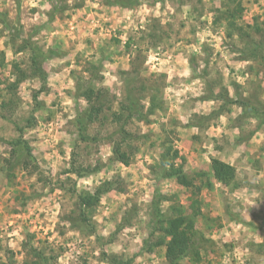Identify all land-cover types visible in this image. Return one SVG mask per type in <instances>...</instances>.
Masks as SVG:
<instances>
[{
	"label": "rangeland",
	"instance_id": "1",
	"mask_svg": "<svg viewBox=\"0 0 264 264\" xmlns=\"http://www.w3.org/2000/svg\"><path fill=\"white\" fill-rule=\"evenodd\" d=\"M237 2L239 24L264 22V0ZM230 4L0 0L9 23L0 22V74L15 81L14 63L28 67L30 50L17 51L25 41L38 50L46 74L45 82L28 76L15 90L1 85L14 120L0 117V264H33L37 252L46 257L42 264H168L165 247L143 249L155 200L163 211L180 203L190 212L191 191L164 176L168 142L187 173L205 172L197 184L212 180L199 195L202 260L196 264H264V61L242 59L246 39L228 36ZM90 63L99 68L95 85L109 91L114 108L127 80L138 86L145 108L151 93L162 99L161 109L129 125L143 137L128 165L114 156L108 122L91 125L92 140L79 137L77 117L86 102L76 95V81L93 76ZM243 101L260 116L246 112ZM14 121L32 148L28 168L8 167V141L19 135ZM213 158L236 168L231 185L212 178ZM106 180L113 186L91 225L77 223V193L94 192Z\"/></svg>",
	"mask_w": 264,
	"mask_h": 264
},
{
	"label": "trees",
	"instance_id": "2",
	"mask_svg": "<svg viewBox=\"0 0 264 264\" xmlns=\"http://www.w3.org/2000/svg\"><path fill=\"white\" fill-rule=\"evenodd\" d=\"M108 1L117 5L120 4L121 6L129 5V0ZM230 1L233 2L234 7H231V4L228 5L225 12L229 32L228 36L233 37L234 33H237L246 39L244 47L240 49L242 59L263 62L264 22L262 24L255 22L253 25L239 24L238 20L241 19L243 11L241 2H237L240 0ZM0 22L7 26L9 24L5 13L2 11H0ZM255 34L261 37L257 39ZM127 42V46H129L131 41L128 40ZM24 49L30 50V63L27 68H22L18 62L14 63L13 72H18L15 73L18 78L15 81H11L6 78L4 79L0 74V117L6 119L14 120L13 115H9V110L12 108V100L1 98V85L5 84L6 89L15 90L16 85L28 76H38L44 82L46 81V74L41 66L38 50L28 46L26 41L17 48V51L22 52ZM3 61L4 57L0 58V67L3 65ZM90 65L93 76L88 77L89 79L86 80L84 77L76 81V95L78 98H83L86 102L85 108L81 109L77 117L79 137L83 141L92 140L94 136L89 133L91 125L97 122L99 124L108 122L107 124L113 126L111 138L114 156L117 161L128 165L138 150L135 142L143 137L140 131L137 133L132 132L129 125L134 120L144 121L149 115L156 112L157 109H161L162 99H160L158 93H151L150 106L145 108L144 104L140 102L141 98L138 95L140 92L138 86L132 84L133 80H127L124 100L120 101L119 107L116 109L112 106L113 99L110 98L109 91L102 86L95 85L100 80L97 72L98 66L94 65V63H90ZM241 104L247 107L246 112L256 117L260 116L261 111L255 105H252L248 101H243ZM214 113L212 112L211 114ZM195 124H199V122ZM14 125L19 135L8 141L11 146L10 159L7 160L8 167L23 165L25 168H28V159L30 158L32 148L23 136V127L15 121ZM164 145L165 148L161 153L164 176L175 178L179 184L191 191V196L189 197L190 212L185 205L180 203L172 206L171 212L163 211L159 201L155 200L153 202L152 228L149 236L144 240L143 249L150 253L156 248L165 247V257L168 264H184L185 260L190 261L191 264H196L202 260L200 241L202 233L197 229L196 225L198 217L202 214L199 195L203 186H212V180L210 177L204 182L197 184V177H204L205 172H196L195 175H190L184 167L185 159L181 162L176 161L181 157L179 151L170 145L169 142L164 143ZM76 172L78 175L82 174L80 170H76ZM210 173L214 180L225 186L231 185L236 179V168L218 158L212 159ZM112 186L113 181L106 180L94 192L83 191L77 193L75 201V206L78 210L76 219L79 217L77 223L84 224L86 222L88 226L91 225L90 217L94 214L96 205L100 202L101 196L112 189ZM104 255L107 257L106 253ZM36 258L37 260L35 259L33 264H42L47 261L46 257L42 256L40 252L36 253ZM116 264L120 263L116 261Z\"/></svg>",
	"mask_w": 264,
	"mask_h": 264
}]
</instances>
